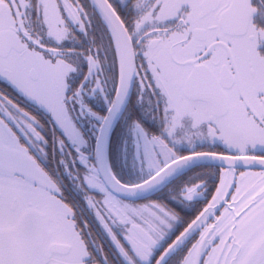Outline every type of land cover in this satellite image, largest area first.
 <instances>
[{
	"label": "snow or ice",
	"instance_id": "obj_1",
	"mask_svg": "<svg viewBox=\"0 0 264 264\" xmlns=\"http://www.w3.org/2000/svg\"><path fill=\"white\" fill-rule=\"evenodd\" d=\"M0 264H264V0H0Z\"/></svg>",
	"mask_w": 264,
	"mask_h": 264
}]
</instances>
